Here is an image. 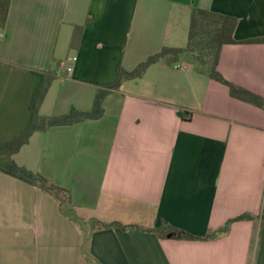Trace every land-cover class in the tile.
<instances>
[{
  "label": "crops",
  "instance_id": "1",
  "mask_svg": "<svg viewBox=\"0 0 264 264\" xmlns=\"http://www.w3.org/2000/svg\"><path fill=\"white\" fill-rule=\"evenodd\" d=\"M193 8L237 19L217 70L264 99V43H242L264 37V0H10L0 145L28 129L44 75L53 81L40 116L90 111L120 69L185 48ZM102 107L99 119L33 133L12 157L69 191L71 217L0 173V264H264V108L232 97L189 57L157 61ZM114 222L125 229L99 224ZM161 225L198 239L150 232Z\"/></svg>",
  "mask_w": 264,
  "mask_h": 264
},
{
  "label": "trees",
  "instance_id": "2",
  "mask_svg": "<svg viewBox=\"0 0 264 264\" xmlns=\"http://www.w3.org/2000/svg\"><path fill=\"white\" fill-rule=\"evenodd\" d=\"M10 0H0V31L5 26ZM237 19L221 15L212 11L193 8L190 16L187 45L183 49L162 48L159 53L148 57L140 63L133 71L127 72L123 69L118 71L113 84L97 91L92 109L90 111H79L71 108L67 114L42 117L38 114L39 107L53 81L51 72L44 75L40 87L32 96V118L28 129L9 143L0 145V173L11 176L17 180L27 183L34 188L52 197L59 205L60 212L67 217L73 215L70 193L67 189L55 185L52 181L39 173L29 171L25 167L18 166L13 156L25 146L35 132L44 131L49 127L71 125L83 120H96L102 117L104 110L102 102L107 94L118 89L124 81L140 78L146 69L157 61L169 57L175 63L183 57H189L193 63L204 72L208 78L228 87L230 95L241 101L264 108V99L250 91L240 88L226 81L217 70L220 49L223 45L235 44L234 31ZM242 43H264V37H258L242 41ZM246 216H240L225 223L214 233L208 234L204 239H213L218 235L228 232L230 224L235 220H241ZM101 228H121L124 226L114 222L110 224L99 223ZM159 237H170L181 240H196L197 237L189 235L182 230L161 225L159 228L150 230Z\"/></svg>",
  "mask_w": 264,
  "mask_h": 264
},
{
  "label": "built area",
  "instance_id": "3",
  "mask_svg": "<svg viewBox=\"0 0 264 264\" xmlns=\"http://www.w3.org/2000/svg\"><path fill=\"white\" fill-rule=\"evenodd\" d=\"M73 60H74V59H73ZM71 71H72V68H71V67H67V68H66V72H67V73H70Z\"/></svg>",
  "mask_w": 264,
  "mask_h": 264
}]
</instances>
